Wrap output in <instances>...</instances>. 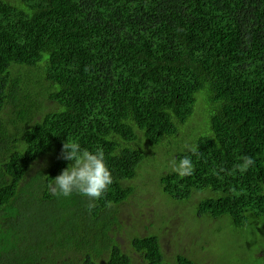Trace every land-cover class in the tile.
<instances>
[{
  "label": "trees",
  "instance_id": "obj_1",
  "mask_svg": "<svg viewBox=\"0 0 264 264\" xmlns=\"http://www.w3.org/2000/svg\"><path fill=\"white\" fill-rule=\"evenodd\" d=\"M66 141L104 153L101 198L52 192ZM176 148L191 176L155 160ZM137 188L182 205L203 194L196 219L220 225L204 237L217 262L218 232L264 231V0H0V261L135 264L112 230ZM34 221L52 243L29 255ZM97 226L106 235L77 243ZM148 228L131 240L144 264H201ZM233 254L246 252L225 264H241ZM254 258L264 264V238Z\"/></svg>",
  "mask_w": 264,
  "mask_h": 264
},
{
  "label": "rangeland",
  "instance_id": "obj_2",
  "mask_svg": "<svg viewBox=\"0 0 264 264\" xmlns=\"http://www.w3.org/2000/svg\"><path fill=\"white\" fill-rule=\"evenodd\" d=\"M16 1V0H15ZM18 4V3H17ZM19 5V4H18ZM190 131V128H187ZM179 151L176 148L172 154H161V156H155V160H159L162 162L163 169L166 172H171L172 161L176 159L175 154ZM43 160H41V163ZM140 179V177H139ZM209 193V192H208ZM203 195V194H202ZM201 194L194 195L191 200L182 205L179 202H166L165 200H156L153 195L151 196V200L149 199V195L140 189H136V192L126 199L122 204H120L118 213L115 214L117 217V223H115L113 227V234L116 236L117 241L121 244L123 250L127 253H130L133 257V263H145V261L140 257V255L133 249L132 247V238L134 237V233H149L150 225H156L157 230L162 232V243L166 249L167 254L180 253L187 256H194L198 251L200 253L199 261L201 264H225L223 260H226V254L228 251L236 249H244L246 255L239 259L234 254L230 256L229 263L238 262L241 264H256L254 258L255 246L259 244L262 238H264V231L258 232L256 236L253 235L251 230H246L244 234L236 235L231 234L228 238H223L224 231L222 233L218 232L217 241L215 243L217 248H225V254L217 252L216 248H212L219 254L220 260H217L213 257L214 252H209L207 250V243L204 240L205 235L211 231L215 233V231L219 230L220 225H218L215 229L211 230L210 225L204 221H197V214L200 208H198L197 204L202 199ZM202 196V197H201ZM200 197V198H199ZM197 203V204H195ZM191 222L189 219H191ZM166 218L167 223H164V219ZM197 223L195 224V222ZM32 226L30 229L26 230V254L30 253V250L42 243H52V240L46 235H39L37 227L38 223L36 221L32 222ZM151 229V228H150ZM222 229H226V227H222ZM241 230V229H240ZM242 231V230H241ZM98 232L101 235H106V231H104L101 227H95L92 231H90L85 239L80 242H77L79 245H87L90 241H94V238L97 236ZM131 233V235H130ZM200 243V245H197ZM224 250V249H223ZM192 251H194L193 254ZM73 253H67L66 256H62L58 260H55L54 263L47 264H65V261H70ZM30 255V254H29ZM77 256H81V253H78ZM17 258L13 254L6 255L1 258L0 264H17Z\"/></svg>",
  "mask_w": 264,
  "mask_h": 264
},
{
  "label": "clouds",
  "instance_id": "obj_3",
  "mask_svg": "<svg viewBox=\"0 0 264 264\" xmlns=\"http://www.w3.org/2000/svg\"><path fill=\"white\" fill-rule=\"evenodd\" d=\"M185 150L193 155L199 152L198 144L185 145ZM61 158L68 166L58 174L50 185L52 192L59 197H71L74 193L92 200L99 199L113 182L112 173L105 155L99 150L83 148L78 142L66 141L63 144ZM254 161L245 158V166ZM171 171L181 178L191 176L194 164L191 155H183L172 161Z\"/></svg>",
  "mask_w": 264,
  "mask_h": 264
}]
</instances>
